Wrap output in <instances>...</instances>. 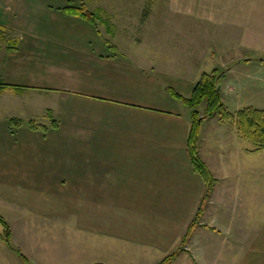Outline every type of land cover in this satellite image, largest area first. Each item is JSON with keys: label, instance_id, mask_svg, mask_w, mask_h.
<instances>
[{"label": "crops", "instance_id": "obj_1", "mask_svg": "<svg viewBox=\"0 0 264 264\" xmlns=\"http://www.w3.org/2000/svg\"><path fill=\"white\" fill-rule=\"evenodd\" d=\"M69 1L0 0V181L12 207L0 214L31 264H156L205 193L187 151L191 112L169 91L190 96L201 70L190 51L148 44L141 24L105 17L111 31L66 12ZM229 86L231 117L204 120L199 136L217 181L171 264H264V150L241 135ZM0 264H24L2 238Z\"/></svg>", "mask_w": 264, "mask_h": 264}, {"label": "rangeland", "instance_id": "obj_2", "mask_svg": "<svg viewBox=\"0 0 264 264\" xmlns=\"http://www.w3.org/2000/svg\"><path fill=\"white\" fill-rule=\"evenodd\" d=\"M69 2V6H79L84 2L90 11L101 7L105 11L103 17L111 22L114 19L119 24V29L121 26L125 30L128 23L141 24L142 26L138 27L135 25L133 32L141 35L149 34L148 44L158 40V44L174 46L176 57L183 56L185 51H190L187 55L192 57L193 68L194 66L197 68V73L201 70L202 75L204 72H212L215 68L219 71L223 70L220 83L223 88L232 85L234 89L231 90L236 97V100L229 99L227 104L241 108L251 103L247 106L264 108V60L261 59L264 58V0H71ZM96 22L102 26L99 18H96ZM126 33L127 31L124 32L125 36ZM158 34L160 41L159 38L157 39ZM119 43L126 45L128 42L122 37L117 41L118 45ZM236 101L242 105L236 104ZM205 106L204 102L197 108L200 115L203 114ZM225 111L226 114L216 115H222L226 121L232 113L227 110L226 105ZM237 114H234L236 119ZM3 189V182L0 181L1 211L12 209L4 197ZM0 215L5 217L3 214ZM3 232L4 224L0 222L1 235ZM0 238L3 239V235Z\"/></svg>", "mask_w": 264, "mask_h": 264}, {"label": "trees", "instance_id": "obj_3", "mask_svg": "<svg viewBox=\"0 0 264 264\" xmlns=\"http://www.w3.org/2000/svg\"><path fill=\"white\" fill-rule=\"evenodd\" d=\"M68 4L64 7V10L71 14H77L90 20L92 23H96V18H99L102 23H104L109 30H113L114 26L103 17L104 11L101 7H96L93 11H90L86 4L83 2L79 6H69ZM103 11V13H102ZM3 26L0 25V29ZM1 39H4L3 35H0ZM107 44H111L109 40H106ZM10 44V43H9ZM264 60V58H261ZM223 70L219 71L215 68L212 72H204L198 79L192 93L190 96L185 97L170 89V93L180 99L185 105H187L191 110V127L187 139V151L189 153L190 159L192 161L193 167L197 173L201 175L205 183V193L202 196L200 204L193 216V219L189 223L184 235L181 237L180 241L169 252L163 259H161L156 264H171L179 256V254L186 250V246L193 235L196 227L199 225L203 213L207 207V204L211 198V194L215 187L217 179L215 178L213 172L207 165V163L202 159L199 153V136L201 123L209 118L214 117L216 114L223 113L226 114L225 104L222 99L221 93V83L220 80L223 76ZM13 87V86H11ZM9 85L0 80V93L8 89ZM205 102V110L203 114L198 113L197 108ZM237 123L241 135L251 140L255 143L257 150H264V108L256 106H247L239 110L237 114ZM16 125L20 124L15 120H12ZM31 126H36L34 123ZM0 222L4 224L3 239L6 243L17 253L20 260L24 264H31L28 257L17 248L11 240V230L7 220L0 215ZM1 235V236H2ZM92 264H106L104 262H95Z\"/></svg>", "mask_w": 264, "mask_h": 264}]
</instances>
